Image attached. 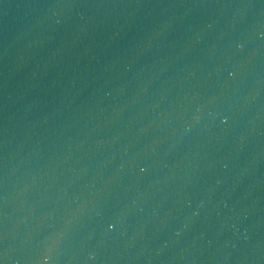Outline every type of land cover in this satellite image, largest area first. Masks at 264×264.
<instances>
[{
  "label": "water",
  "instance_id": "1",
  "mask_svg": "<svg viewBox=\"0 0 264 264\" xmlns=\"http://www.w3.org/2000/svg\"><path fill=\"white\" fill-rule=\"evenodd\" d=\"M0 264H264V0H0Z\"/></svg>",
  "mask_w": 264,
  "mask_h": 264
}]
</instances>
